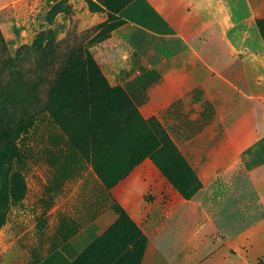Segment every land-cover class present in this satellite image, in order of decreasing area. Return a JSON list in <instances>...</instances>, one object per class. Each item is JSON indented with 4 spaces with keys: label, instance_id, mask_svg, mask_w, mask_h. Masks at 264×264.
<instances>
[{
    "label": "crops",
    "instance_id": "1",
    "mask_svg": "<svg viewBox=\"0 0 264 264\" xmlns=\"http://www.w3.org/2000/svg\"><path fill=\"white\" fill-rule=\"evenodd\" d=\"M46 3L0 0L8 48L34 40ZM120 16L90 52L200 184L184 199L146 158L108 191L146 239L140 264L264 263V0H133ZM116 220L104 209L34 264L72 263Z\"/></svg>",
    "mask_w": 264,
    "mask_h": 264
},
{
    "label": "trees",
    "instance_id": "2",
    "mask_svg": "<svg viewBox=\"0 0 264 264\" xmlns=\"http://www.w3.org/2000/svg\"><path fill=\"white\" fill-rule=\"evenodd\" d=\"M132 1L97 0L106 10L87 1L90 12L105 14L103 21L57 40L48 37L42 42L38 32L15 56L0 32L4 126L47 113L65 134L68 152L89 161L108 190L149 158L180 196L190 199L200 184L164 129L155 120H143L124 90L109 85L90 52L124 23L120 14ZM50 12L41 28L49 24ZM256 29L264 42V20L256 21ZM112 161L119 167L114 171L109 167ZM111 208L116 222L70 264H140L145 237L123 209L115 203Z\"/></svg>",
    "mask_w": 264,
    "mask_h": 264
},
{
    "label": "rangeland",
    "instance_id": "3",
    "mask_svg": "<svg viewBox=\"0 0 264 264\" xmlns=\"http://www.w3.org/2000/svg\"><path fill=\"white\" fill-rule=\"evenodd\" d=\"M87 1L105 9L97 0H51L43 9L45 14L51 11L46 19L49 24L46 28L39 25L37 37L42 42L48 37L57 40L103 21L105 14L90 12ZM9 52L15 56L16 47L10 44ZM2 114L0 264H34L64 242L72 230H79L111 207L112 200L91 163L68 152L66 136L49 114L24 123L19 118L6 126ZM116 164L109 163L111 170ZM191 171L199 182V173Z\"/></svg>",
    "mask_w": 264,
    "mask_h": 264
}]
</instances>
